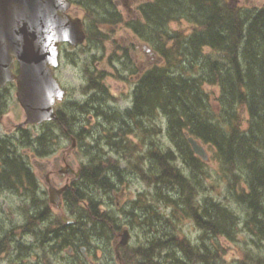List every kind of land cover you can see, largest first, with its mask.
<instances>
[{"label":"trees","instance_id":"trees-1","mask_svg":"<svg viewBox=\"0 0 264 264\" xmlns=\"http://www.w3.org/2000/svg\"><path fill=\"white\" fill-rule=\"evenodd\" d=\"M71 2L83 12L87 43L94 46L105 40L113 41L115 48L109 54V61L122 58L127 61L126 69L130 66V74L139 73L134 79L131 108L123 114H105L112 126L119 121L118 130L103 128L100 137L106 138L112 151H124L127 148L124 137L129 131L122 130L130 121L128 118L152 119L158 113L166 118V136L176 148V154L175 149L148 150L146 168L143 158L136 154L138 159L132 162L136 171L153 183L155 191L147 201L135 199L133 209L126 212L133 221L143 219L147 227L156 222L175 227L179 215L189 216L202 231L199 245L162 231L160 235L165 239L152 237L147 244L129 252L131 248L127 245L122 248V255H126L124 264H129V258L134 259V264H161L159 258L163 252L169 256L170 264H218L219 249H213L210 259L207 258V234L215 240L218 237L235 240L240 222L255 237L254 242L264 247V2L260 7L250 8L234 6L228 0H146L138 5V16L131 19L123 17L115 0ZM175 21H185L187 26L180 31L173 30L170 24ZM123 24L155 51L157 59L142 72L133 57L128 56L129 51L114 41L111 28ZM103 73L86 70L87 79L80 91L89 94V98L80 105L71 101L69 110L86 111L89 107L95 115H104L103 105L110 93L103 83ZM205 86H216L217 95L210 98ZM242 112L246 115L244 126ZM57 115L56 120L38 125L45 127L40 133L22 127L18 129V141L13 144L9 139L0 140V186L17 190L27 197L31 207L40 208L35 216L29 212L20 230L31 232L39 225L40 241L45 237L50 241L59 240L56 248L60 250L73 245L72 262L78 264V247L87 245L90 238H104L108 251H112L110 242L121 224L112 212L102 208L97 193L110 194L114 199L113 192L123 181V170L114 160L101 155L98 142L93 147L96 150H91L87 143L79 184L72 182L63 194L68 215L74 222L60 224V221L55 227L44 226L51 215L47 198L38 195V182L23 159L28 161V153L44 156L52 147L50 141L55 127L64 137L74 134L79 144L86 140L78 131L73 133L71 114L58 110ZM185 132L202 139L213 149L220 178L224 179L234 201L242 206V221L227 204L213 197L194 202L192 191L197 183L176 165V158L192 175L201 174L204 162L192 151ZM238 179H241L239 187ZM170 190L175 193H169ZM160 201L171 207L170 214L159 211ZM172 245L182 251L183 257L177 256L179 260L172 257ZM257 264H264V251L257 257Z\"/></svg>","mask_w":264,"mask_h":264},{"label":"rangeland","instance_id":"rangeland-1","mask_svg":"<svg viewBox=\"0 0 264 264\" xmlns=\"http://www.w3.org/2000/svg\"><path fill=\"white\" fill-rule=\"evenodd\" d=\"M116 1L118 10L123 17L125 19H131L138 16L137 7L141 2L146 0ZM228 2L238 7L257 8L263 4L264 0H228ZM69 11L72 15L82 18L83 12L79 7L72 4ZM186 26L187 24L185 21H175L170 24L171 29L179 31ZM111 29L114 31L112 33L113 37H116L114 41H116V43L118 42L129 51H127L128 56L133 57L136 67L144 69L145 66H148L155 61V51L133 35L131 30L125 27L124 24L112 27ZM103 42V44L99 43L98 45L93 46L91 45L92 43L88 44L87 41H85L75 48H72L67 44L62 45L60 47L59 65L54 70L55 76L66 90L65 99L59 104V110L66 114H71L70 123H72V130L74 132L80 131L81 128H84V130H93L97 141L89 142L91 150H96V147H93L98 142L99 148H97V150L100 151L101 155H103L102 153L104 152L107 153L106 155H103L104 158L114 160L113 163H117L120 169L123 170V181L118 185L119 189L116 191L119 194L121 187L124 188V192L121 196H118L117 194L118 206L115 205L114 199L109 197L110 194L107 195L103 192L99 194V190L97 193V199L101 202L103 209L112 212L116 217L117 222L122 226H127L129 228L131 233L129 247L131 249L127 250V252L140 245L147 244L152 237L165 239V236L161 237V231L166 232V235L167 233H171L183 236L191 245H199L202 240V231L198 229L192 218L189 216L184 217L183 215H179V220H175V227L169 226V224H165V226L160 224V222H156L150 227H147L142 223V218L140 222L137 220L133 221L131 215L126 212L130 208L133 209L131 205L135 199L143 198L144 201H147L148 197H151L154 194L155 186L153 183H149L147 178L139 175V171H136L137 167H135L132 162H135L136 159H138L136 156V154H138L139 157L143 158L144 163L143 161L142 163L146 168L147 160L145 157L148 150L156 148L163 152L168 149L171 150L174 147L173 143L166 136V118L155 113V122H153L147 133H144L143 129H147L142 128V125L148 118L138 119V122L137 120H133L132 122L127 121L122 130L126 132L130 130V133L126 134L124 137V144L127 145V148L124 149V151L119 150L118 152H115L111 150L108 144H106V138H103V135L101 136L102 139H99L102 134V125H104L99 123L101 119H99V122L93 117L88 119V116L93 113L95 114V112L90 110L89 107L86 111H78V109L69 110L71 101H75L79 105L89 98V94H83V92L80 91L85 84V79H87V69L91 70V73H99L100 71L104 72L103 83L108 87L110 93V96L105 100L103 105V110L107 112V115L116 112L115 109L122 110L131 105L134 84L131 79L132 77L130 78V69H128L130 66L126 69L125 64H127V61L122 58H120L119 61H113V59L109 61V54L111 53V50L115 48V45L113 44V41L110 40H105ZM205 88L209 93L210 98L218 93V88L216 86H205ZM4 105L5 104H0V136L16 133L14 130L15 125L24 119V112L13 96L8 102L6 108H4ZM106 105H109L114 109L107 108ZM245 117V113L242 112V124L244 123ZM87 119L89 121H87ZM102 119H105V115L102 116ZM119 124V121H117V124L112 126L109 118L105 127L110 129L114 128V131H117ZM244 125L245 123L243 126ZM28 129L40 133L45 127L36 126L34 128L28 127ZM83 136L86 140L81 144V147H78L77 149L75 143V148L71 149V141L62 137L60 130L55 127L52 129V139L50 143L54 146L50 148V154L48 156H43L42 159H39L37 162H32L35 161L34 158L30 157L29 159L27 157V159H29L28 165L38 182V195L40 197L46 196L47 198V184L44 177L45 171L40 170L38 163L48 161L49 167L53 168V165H55V159H57L63 151L69 153V159H75L76 168H78V166L86 160L83 151L88 147L87 141L93 140L92 136L89 138L85 134ZM199 142L204 147L207 155V161H203L204 165L201 174L199 172L195 175L190 174V171L184 167V164L180 159L176 158V165L183 171V173L190 177L191 181L194 180V182L197 183L192 191L194 202L200 201L206 196L213 197L216 201L227 204L228 207L233 209L240 216L242 221V206L234 201L232 196L228 193L224 179L220 178L221 172L218 164L213 159V149L204 143L202 139H200ZM174 149L176 154V148L174 147L173 150ZM63 164L64 163L62 162L60 163V165ZM52 176L54 177L55 182H58V177L55 174H52ZM71 180L72 175L69 176V181ZM78 181H76V185L79 184ZM237 184L238 187L241 185V179H238ZM160 191L163 192L161 188ZM169 193H175V191L170 190ZM50 208L52 210L50 211L51 215L48 217L47 221H45L44 226L51 225L55 227L57 223H60L61 215L64 213L68 214L67 208L64 203L61 204L60 208H56L50 204ZM157 208L159 211L166 214L171 213V207L164 206L162 201L159 202ZM38 210H40V208L30 206V203L24 194L15 189L0 186V264H76L71 261L72 257H69L66 253L67 248L63 249L62 252H57L56 249L53 250L51 248L53 244H56V241L51 242L48 240V237H45L40 241L33 232L20 230V226L26 222L29 212ZM60 224H62V221ZM155 226L157 228L153 229ZM35 228L37 230L41 229L39 225H36ZM236 229L237 236L235 240L221 237H218V239L215 240L212 239V235L209 233L207 234L206 247L208 249V259H210V253L213 249H219L220 257L217 260L218 264H243L242 262H244V264H257V257L264 251V247L257 241L254 242L253 239H255V237L249 235V233L243 229L242 222H240ZM68 231L70 230L67 229L66 233H68ZM76 231L77 230H73V232ZM69 236L72 237V235ZM49 241L50 243L48 244ZM213 245L215 246L214 248ZM85 246L87 247V254L82 258H80V254L78 255L80 258L78 264H119L114 260L113 252L108 251V242L105 241L104 238H98V236L94 239L90 238ZM96 247L98 248L96 249ZM170 247L173 249V258H177V256L179 258L183 257L182 251L180 252L178 247L173 245ZM99 248L103 249V251ZM122 256L124 261L126 255L123 253ZM159 259L161 264L171 263L167 260L169 259V256L165 252L160 255ZM133 260L134 259L129 258V264H134V262H132Z\"/></svg>","mask_w":264,"mask_h":264},{"label":"water","instance_id":"water-1","mask_svg":"<svg viewBox=\"0 0 264 264\" xmlns=\"http://www.w3.org/2000/svg\"><path fill=\"white\" fill-rule=\"evenodd\" d=\"M70 5L69 0H0V87L15 81V95L25 114L20 125L57 117L54 103L64 94L52 71L58 64L59 44L76 45L85 38L81 19L68 13ZM15 60L17 74L13 72ZM187 140L206 160L203 146L192 136ZM67 187L49 185V201L59 206L60 194ZM119 236L115 257L120 261L119 248L128 242V229L123 228Z\"/></svg>","mask_w":264,"mask_h":264},{"label":"flooded vegetation","instance_id":"flooded-vegetation-1","mask_svg":"<svg viewBox=\"0 0 264 264\" xmlns=\"http://www.w3.org/2000/svg\"><path fill=\"white\" fill-rule=\"evenodd\" d=\"M14 86H4L2 88H0V104H5L4 105V108H6L8 102L12 99V96L14 97ZM105 111V110H104ZM106 112V111H105ZM98 117H102V116H98ZM16 133H13L12 135H6V136H0V140H5V139H10L11 140V144H13V140L14 139V135H18L19 132H18V129H17V126L14 127ZM5 134H8V133H5ZM6 141V140H5ZM45 156H48V155H45ZM30 157H33L32 155H30ZM70 158V155L69 153H65V152H61L60 155L57 157V159H55V165H53V168H50L49 167V162H42V163H39V166L41 168L42 171H46L48 176H47V179L53 183L55 186H60V184L64 181L66 183L69 182V176L67 175H63V172H62V168L60 167V163H64V164H69V163H72L74 164L75 163V160L72 158V159H69ZM52 174H55L57 177H58V182H55V179L54 177L52 176ZM70 175V174H69ZM68 252L71 254L72 252V249L69 248L68 249ZM82 252V251H81ZM82 254L84 255L85 253L82 252Z\"/></svg>","mask_w":264,"mask_h":264},{"label":"bare ground","instance_id":"bare-ground-1","mask_svg":"<svg viewBox=\"0 0 264 264\" xmlns=\"http://www.w3.org/2000/svg\"><path fill=\"white\" fill-rule=\"evenodd\" d=\"M137 122H138V120H137ZM99 146V145H98ZM167 198V197H166ZM212 211V210H211ZM34 214L32 215V216H35L36 214H37V212L36 211H34L33 212ZM131 215V214H130ZM174 236V235H173ZM154 240V239H153ZM150 241V240H149ZM159 241V240H158ZM149 248V247H148ZM163 252V251H162Z\"/></svg>","mask_w":264,"mask_h":264}]
</instances>
